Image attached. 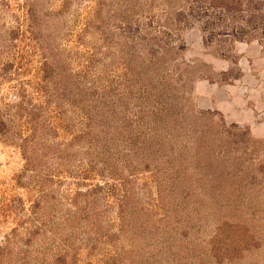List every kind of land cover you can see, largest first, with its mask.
Wrapping results in <instances>:
<instances>
[{"label": "rangeland", "instance_id": "obj_1", "mask_svg": "<svg viewBox=\"0 0 264 264\" xmlns=\"http://www.w3.org/2000/svg\"><path fill=\"white\" fill-rule=\"evenodd\" d=\"M0 115V264H264V0H0Z\"/></svg>", "mask_w": 264, "mask_h": 264}, {"label": "trees", "instance_id": "obj_2", "mask_svg": "<svg viewBox=\"0 0 264 264\" xmlns=\"http://www.w3.org/2000/svg\"><path fill=\"white\" fill-rule=\"evenodd\" d=\"M33 120L34 119H32V118H30L29 119V122L31 123V127H33L34 128V126H32L33 125ZM31 129V128H30ZM35 129V128H34ZM30 131H33L32 129L30 130ZM5 135V123H4V121H3V119H2V117H1V115H0V136L1 137H3ZM104 150V149H103ZM96 152V151H95ZM157 152H158V150H157ZM159 154V155H158ZM157 154V159H162V158H164V154L163 155H161L162 153H158ZM161 156V157H160ZM155 158V157H154ZM156 161H158V160H156ZM157 164H158V162H155V164H153L154 165V167L155 166H157ZM149 164L147 163L146 165H145V169H148L149 167ZM158 167V166H157ZM158 172H160L161 174H163L164 175V173H163V169L162 170H159ZM133 172H131V173H127V174H125V172L122 170L121 172H116L115 174H112L113 176H115V179L116 180H118V181H120V183L122 184V186H123V188H124V186L127 184V182H129V181H131V177L133 176ZM155 174H156V176H157V171H155ZM113 176H111V177H113ZM159 176V175H158ZM158 178V177H157ZM176 182V181H175ZM125 191V193H124V196L122 197L123 198V202L121 201V203H120V205H119V207H120V212H121V216H122V218H123V215H122V213H123V211H124V206H125V200H127L126 198L128 197V190H124ZM176 191V186L175 185H172V186H170V188L168 189V191H167V193H172V194H174V192ZM97 214V213H96ZM96 214H94V215H96ZM124 219V218H123ZM40 233V231L37 229V230H33L32 231V236L33 237H35V235L37 236L38 234ZM140 235H141V233H140ZM9 239H7V241H8ZM30 240V239H29ZM185 241H187V239H185ZM216 241H217V239H216ZM214 242L213 243V246L211 247V248H206L205 246H200L199 247V249H200V252L198 253V255H197V257H199V258H201V259H206L207 258V261H210V260H212L211 258H213L215 255H217L218 254V252H219V249H220V251H221V253L223 254V253H226L227 252V248H226V246H224L223 248H219V246H218V243L217 242ZM188 243H191V242H189V240L186 242V244H188ZM212 243V242H211ZM227 245V244H226ZM7 246L4 244V245H2V246H0V251H3V249H5ZM184 247V246H183ZM184 249H185V247H184ZM222 249V250H221ZM7 251H5V253H6ZM131 252H134V253H136L135 255L136 256H138L139 257V255H137V251H136V249L135 250H132ZM139 253H141L140 251L138 252V254ZM157 255H159V252L157 253ZM157 255L156 256H154V257H152V258H149V259H151V260H153V259H156V257H157ZM2 257H5V255L3 254L2 255ZM120 260V259H119ZM119 260H117V259H115L114 261V263L115 264H122V263H125V262H120V263H118V261ZM127 264V263H126ZM130 264V263H129ZM139 264V263H138Z\"/></svg>", "mask_w": 264, "mask_h": 264}]
</instances>
